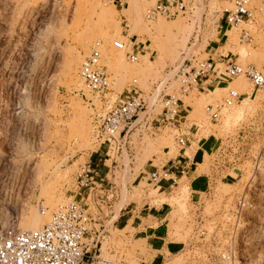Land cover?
<instances>
[{
    "label": "rangeland",
    "instance_id": "1",
    "mask_svg": "<svg viewBox=\"0 0 264 264\" xmlns=\"http://www.w3.org/2000/svg\"><path fill=\"white\" fill-rule=\"evenodd\" d=\"M158 1L0 0V230L21 231L25 217H36L39 228L59 205L83 199L91 232L101 235L90 264H139L128 229L113 227L111 211L149 203L168 218V236L158 241L166 264H212L227 251L236 264H264V89L244 77L229 78L219 63L211 88L182 98L188 117L183 132L191 128L183 149L176 140L183 132L157 123L142 122L111 150L97 141L108 101L132 88L151 92L169 67L185 59L219 61L230 52L242 67L264 65L261 4L254 21L232 26L222 19L232 8L226 1L185 0L187 10L176 17L147 19ZM243 30L252 42L241 41ZM99 41L113 81L106 101L79 76ZM116 42L127 49H117ZM133 47L139 48L137 63L126 56ZM239 83L245 86L238 89ZM230 89L247 95L211 121L207 107H218ZM98 150L109 153L111 172L104 191L87 200L89 189L78 188L77 176ZM180 150L198 168L193 177L170 190L150 184L146 166H160ZM244 198L249 206L240 212L237 203Z\"/></svg>",
    "mask_w": 264,
    "mask_h": 264
},
{
    "label": "built area",
    "instance_id": "2",
    "mask_svg": "<svg viewBox=\"0 0 264 264\" xmlns=\"http://www.w3.org/2000/svg\"><path fill=\"white\" fill-rule=\"evenodd\" d=\"M223 1L228 2L232 8L224 10L222 19L226 25L232 26L254 21L258 11L262 10L261 6H264V0ZM186 10L185 0H162L147 10L146 18L149 20L158 16L174 18L178 12ZM240 39L247 43L253 41L247 30H243ZM115 47L125 50L128 46L124 42H116ZM138 50L139 48L133 47L132 52L126 53L131 63L139 61ZM219 63L225 66L229 78L244 77L251 82L254 89H264V65L259 68L242 67L232 61V58L227 59L226 62L185 59L182 63L169 67L151 92H141L132 88L117 94L112 104H110L111 101L107 102L106 112L96 125V138L100 146L108 145L111 150L114 146L120 145L121 140L125 141L142 122L145 126L157 123L180 131L182 123L187 119L182 98L198 90L204 79L216 75L220 71ZM79 76L96 99L106 101L107 95L113 92L111 75L103 63L101 41L95 44L91 54L82 63ZM246 95L230 89L218 107L215 108L213 105L207 107L211 121L217 122L223 110L240 104ZM148 109H151L149 114ZM158 109L161 112L155 113ZM141 114H145L142 119ZM176 140L182 149L187 144L186 136L182 134H179ZM184 173L185 170L182 171L183 175ZM145 175L150 184L156 188H160L163 181L167 179L171 181L173 187L178 185L180 180L170 177L171 173L168 169ZM103 182L102 178L98 180L92 162L89 161L80 168L77 186L80 190L89 189L87 200L92 194L96 195L104 191ZM113 190L114 187L108 190L112 197L116 193H112ZM82 200L69 199L66 203L59 205L51 214L49 221L38 229L26 232L14 228L0 230V264H83L89 253L86 239L92 234L90 229L92 217L81 204ZM237 204L240 212L249 206L245 198L240 199ZM100 236L93 235V238L96 237L99 243ZM212 264H236V258L232 252L227 251Z\"/></svg>",
    "mask_w": 264,
    "mask_h": 264
},
{
    "label": "crops",
    "instance_id": "3",
    "mask_svg": "<svg viewBox=\"0 0 264 264\" xmlns=\"http://www.w3.org/2000/svg\"><path fill=\"white\" fill-rule=\"evenodd\" d=\"M230 55L233 56L234 54H230V52L226 55L220 54L218 55V60L226 62L227 59L232 58ZM214 83L215 80H212V77L204 79L198 88V91L206 90V86H210L211 88ZM183 107L187 111V107L184 104ZM186 123L187 119L182 123L180 132H183ZM190 129L189 132L181 133L186 136L187 144L191 143ZM181 150L180 154L175 158H168L169 160H165L160 166H156L154 163L146 166L143 173L161 172L164 169H168L171 173L170 177H176L180 180L184 177L191 179L198 168H194L195 164L192 162V159L187 156L186 150L183 154H181ZM108 155L109 153L99 150L90 155L93 160L92 164L95 167L98 180L101 178L104 180L108 179L111 172L110 166L108 165L109 159L106 158ZM193 168L194 171H192ZM183 170H185L184 175L182 174ZM191 171L192 174L190 175ZM171 186V181L165 180L160 187L165 190H170ZM115 209L116 207L111 211L112 218H115L113 227L119 231H125L128 229L126 235L132 240V245L136 252V257L139 260V264H166V257L162 251L164 247L158 242L159 240H164L165 237L168 236L169 230L167 224L168 218L164 216L162 209L149 203L139 204L134 202L122 207L119 214L116 213ZM86 243L88 245L89 253L83 264H90L93 256L97 255L99 243L96 237L93 238V234L87 237ZM152 250H157L158 252L153 254Z\"/></svg>",
    "mask_w": 264,
    "mask_h": 264
},
{
    "label": "bare ground",
    "instance_id": "4",
    "mask_svg": "<svg viewBox=\"0 0 264 264\" xmlns=\"http://www.w3.org/2000/svg\"><path fill=\"white\" fill-rule=\"evenodd\" d=\"M227 10V9H226ZM245 86L244 83H239L236 87L238 89L243 88ZM243 102V101H242ZM23 209V208H22ZM40 214L43 218H46V212L40 211ZM20 229L21 232H26V231H32L33 229H38V219L36 217H25L24 221H20ZM43 226V225H42ZM41 226V227H42ZM40 228V227H39ZM19 230V229H18Z\"/></svg>",
    "mask_w": 264,
    "mask_h": 264
}]
</instances>
